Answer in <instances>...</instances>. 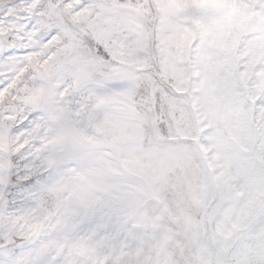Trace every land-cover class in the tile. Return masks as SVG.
Returning a JSON list of instances; mask_svg holds the SVG:
<instances>
[{
  "label": "snow or ice",
  "instance_id": "6c2138e0",
  "mask_svg": "<svg viewBox=\"0 0 264 264\" xmlns=\"http://www.w3.org/2000/svg\"><path fill=\"white\" fill-rule=\"evenodd\" d=\"M0 264H264V0H0Z\"/></svg>",
  "mask_w": 264,
  "mask_h": 264
}]
</instances>
